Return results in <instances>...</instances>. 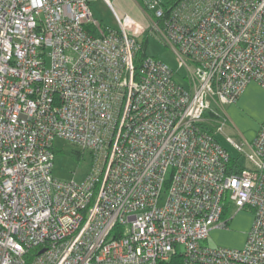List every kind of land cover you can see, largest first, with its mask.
I'll list each match as a JSON object with an SVG mask.
<instances>
[{
	"label": "built area",
	"instance_id": "built-area-1",
	"mask_svg": "<svg viewBox=\"0 0 264 264\" xmlns=\"http://www.w3.org/2000/svg\"><path fill=\"white\" fill-rule=\"evenodd\" d=\"M92 1L0 0V264H264V122L227 137L240 171L216 137L264 88V0L137 1L186 84ZM57 137L92 153L82 181L54 176ZM230 206L244 246L204 244Z\"/></svg>",
	"mask_w": 264,
	"mask_h": 264
},
{
	"label": "rangeland",
	"instance_id": "rangeland-1",
	"mask_svg": "<svg viewBox=\"0 0 264 264\" xmlns=\"http://www.w3.org/2000/svg\"><path fill=\"white\" fill-rule=\"evenodd\" d=\"M111 2L119 16L129 15L133 19L134 34L141 43L146 42V53L168 64L175 71L176 80L180 84H186L184 77L186 71L179 67V61L173 49L155 39L153 35L148 34L151 27L150 19L136 0H111ZM90 6L94 18L104 28H117L118 23L115 12L105 0H93ZM246 89L248 92L247 103L242 108V113L238 114L237 121L228 120L223 131L216 134L217 140L234 158H238L240 153L228 141L227 137L230 136L237 142H241L242 139L252 141L253 133L264 122V88L256 83V85H250ZM54 149V176L62 180L82 181L93 164V155L90 150H82L78 145L58 137L54 141ZM237 213L235 207L230 206L224 217H234L232 218V221H234L238 217ZM250 214L253 216V213ZM203 243L210 247L218 245L211 237L209 241Z\"/></svg>",
	"mask_w": 264,
	"mask_h": 264
},
{
	"label": "crops",
	"instance_id": "crops-1",
	"mask_svg": "<svg viewBox=\"0 0 264 264\" xmlns=\"http://www.w3.org/2000/svg\"><path fill=\"white\" fill-rule=\"evenodd\" d=\"M253 84L256 85L255 82H251L250 84H248V86ZM246 88L234 104L226 106L225 113L228 120L233 119L232 121L236 122L238 114L242 113V108L245 107L247 103L246 97L248 92ZM258 128L256 129L255 133H253L254 137L256 136ZM254 137L252 139H254ZM244 140L242 139V141ZM250 213L252 212L247 210L239 211L237 213V219L232 221V218H234L232 217L227 228H213L210 231L209 238L211 237L218 244L217 246H226L234 248L243 247L246 243L248 232L253 223V216ZM209 238L206 241H209Z\"/></svg>",
	"mask_w": 264,
	"mask_h": 264
},
{
	"label": "trees",
	"instance_id": "trees-1",
	"mask_svg": "<svg viewBox=\"0 0 264 264\" xmlns=\"http://www.w3.org/2000/svg\"><path fill=\"white\" fill-rule=\"evenodd\" d=\"M138 1V0H136ZM175 1H178V0H166V5H171L172 3H174ZM139 61L145 57L146 55H148L146 53V42L145 43H142V47H141V50L139 52ZM218 121V120H216ZM216 127V125H214ZM213 126L212 127H208V129L212 130ZM230 169H232L233 171H240L243 167L242 165L239 163L238 164V160L237 158H234V157H231L230 159V166H229ZM168 264H182V259H181V256L180 254H177L175 256L172 257L171 261L168 263Z\"/></svg>",
	"mask_w": 264,
	"mask_h": 264
}]
</instances>
